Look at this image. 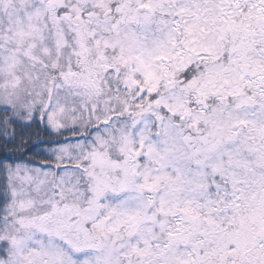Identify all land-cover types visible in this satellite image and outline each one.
<instances>
[{"label": "snow or ice", "instance_id": "snow-or-ice-1", "mask_svg": "<svg viewBox=\"0 0 264 264\" xmlns=\"http://www.w3.org/2000/svg\"><path fill=\"white\" fill-rule=\"evenodd\" d=\"M0 264H264V0H0Z\"/></svg>", "mask_w": 264, "mask_h": 264}]
</instances>
